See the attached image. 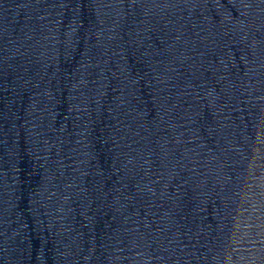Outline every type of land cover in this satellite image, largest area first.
Masks as SVG:
<instances>
[{"label":"water","instance_id":"water-1","mask_svg":"<svg viewBox=\"0 0 264 264\" xmlns=\"http://www.w3.org/2000/svg\"><path fill=\"white\" fill-rule=\"evenodd\" d=\"M0 264H205L144 0H0Z\"/></svg>","mask_w":264,"mask_h":264}]
</instances>
